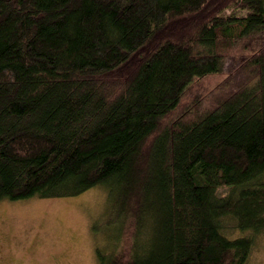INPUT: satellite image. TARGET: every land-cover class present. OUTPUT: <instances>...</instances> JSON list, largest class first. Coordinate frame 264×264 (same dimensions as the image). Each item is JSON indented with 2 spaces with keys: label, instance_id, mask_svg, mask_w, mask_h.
<instances>
[{
  "label": "trees",
  "instance_id": "1",
  "mask_svg": "<svg viewBox=\"0 0 264 264\" xmlns=\"http://www.w3.org/2000/svg\"><path fill=\"white\" fill-rule=\"evenodd\" d=\"M99 187L97 264H249L264 0H0V202Z\"/></svg>",
  "mask_w": 264,
  "mask_h": 264
},
{
  "label": "rangeland",
  "instance_id": "2",
  "mask_svg": "<svg viewBox=\"0 0 264 264\" xmlns=\"http://www.w3.org/2000/svg\"><path fill=\"white\" fill-rule=\"evenodd\" d=\"M218 80L211 77L204 85L211 88ZM106 198L99 187L69 198L0 202V264H97L102 241L92 224L102 218ZM249 264H264V233Z\"/></svg>",
  "mask_w": 264,
  "mask_h": 264
}]
</instances>
